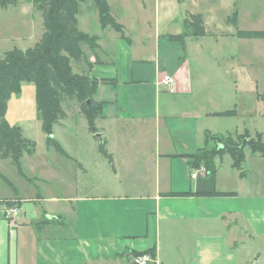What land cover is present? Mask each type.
Wrapping results in <instances>:
<instances>
[{"label":"crops","instance_id":"crops-1","mask_svg":"<svg viewBox=\"0 0 264 264\" xmlns=\"http://www.w3.org/2000/svg\"><path fill=\"white\" fill-rule=\"evenodd\" d=\"M115 20L124 26L125 36L114 29L102 35L106 27L90 33L99 37L96 51L82 45L91 64L88 73L107 80L99 83L94 100L103 105L96 126L112 155L113 169L104 163L101 137L89 131L83 113L66 108V118L57 125L73 114L82 116L98 155L83 160L74 146L64 144L62 154L79 167L63 162L59 184L52 186L50 194L15 186L0 194V199L15 200L22 208L12 219L0 218V264H130L136 253L150 250L156 258L151 264H242L237 242L241 233L248 229L251 238L264 240V195L220 187L219 158L214 180L207 174L191 177L196 169L192 155L202 149L207 131L213 132L198 126L202 115L192 111L198 106H193L197 99L187 55L169 38L177 33L156 26L140 30L148 34L139 36L138 42L129 36L128 25ZM173 47L176 53L170 55ZM164 73L173 76L170 86L158 84ZM162 92L167 97L163 104ZM33 96L25 97L22 88L21 95L13 94L8 104V121L23 133V123L38 119ZM215 113L209 112L208 117L220 116ZM79 172L84 182L71 183L69 175L79 176ZM89 175L94 176L91 182ZM42 186L39 190L44 191ZM186 191L235 194H169Z\"/></svg>","mask_w":264,"mask_h":264},{"label":"rangeland","instance_id":"rangeland-1","mask_svg":"<svg viewBox=\"0 0 264 264\" xmlns=\"http://www.w3.org/2000/svg\"><path fill=\"white\" fill-rule=\"evenodd\" d=\"M109 3L113 17L128 25L130 31L126 32L138 42L139 36L148 34L141 31H148L150 28L155 30L156 26L158 30L166 31L168 34H185L184 18L187 11L203 13L208 36H183L182 40H172L180 46L182 54L185 52L187 55L193 96L197 99L193 106H198L192 111L202 115L198 120V126H208L214 134L225 138L231 136L236 140L242 139L245 132H249L250 136L256 139L262 135L264 142V100L260 96L264 95V38L245 39L236 36L237 29L264 30V0H184L183 3H179L178 0H109ZM234 7L239 10L237 27L226 22ZM159 8H164L162 13ZM78 20L79 26L84 30L87 29L89 35H94L90 33H98L103 28L100 12L93 1L81 3ZM143 25L144 29L133 28ZM112 30L113 28L108 26L105 34L102 35H107ZM43 33L42 13L36 9L32 0H19L17 5L0 6V56L15 47L26 49L34 46L42 38ZM151 41V38H148V42ZM82 45L86 49L89 48L87 43ZM169 52L170 55L175 54V48L173 47ZM153 53L151 49L150 54ZM105 56L111 57L109 53ZM83 66L85 64L80 66L73 63L74 71L78 73L82 72ZM22 88L25 97H30L32 94L33 98L36 97L33 83H24ZM164 92L160 97L162 104L163 100L167 99ZM178 102L181 103L179 97ZM76 103L73 101L65 104V107L79 110ZM230 109L234 110L233 114L208 117L209 112ZM57 124L53 128V138L61 146L70 143L77 152L81 153L83 160L92 161L96 153L98 155L96 146L91 144L92 138H89L91 135L88 134L82 116L73 114L63 125ZM22 127L24 135L36 142V149L34 154H26L20 160V166L10 159L0 160V194L8 193L14 186L22 190L36 188L42 195H47V192L50 194L53 190L52 186L59 184L57 178L61 177L59 174L63 171V162L71 164L76 170L79 165L70 162L64 154L47 146L46 134L39 119L23 123ZM95 137L98 142L99 139ZM217 143V140L205 141L194 159L199 162L198 158L204 151H210ZM80 146L82 149L79 151ZM245 153L248 158L246 160L245 157L240 168L233 166L230 155L216 157L222 160L219 164V176L216 177L217 184L220 187L237 189L245 195H249L248 193L264 195V156L253 153L249 146L246 147ZM102 157L104 163L113 169V160L104 155ZM216 159H214L215 168ZM203 160L205 159L202 158L200 161L202 162L200 168L205 167ZM39 177L47 179L48 183L39 181ZM87 177L90 182L94 180L93 175ZM69 179L71 183L82 180L84 182V175L81 172L79 176L77 173H72ZM40 185H46L42 186L44 191L39 190ZM36 206L39 209L43 208L38 202ZM21 210L20 207L19 211ZM231 238L233 239V236ZM231 242L234 243L232 240ZM237 242L242 264H250L248 260L254 264H264L262 238H251L247 229L243 234L241 233V239ZM257 258L259 261H254Z\"/></svg>","mask_w":264,"mask_h":264},{"label":"trees","instance_id":"trees-1","mask_svg":"<svg viewBox=\"0 0 264 264\" xmlns=\"http://www.w3.org/2000/svg\"><path fill=\"white\" fill-rule=\"evenodd\" d=\"M93 1L100 12L101 26H111L125 36L124 26L117 22L111 13L109 0H32L36 9L42 13L44 33L42 38L32 47L26 49L13 48L0 56V160L10 159L20 166V160L26 155H32L36 149V142L23 133L19 125H12L7 117L8 104L11 96L21 95L24 83H33L36 88L37 117L42 122L46 134V143L63 153L62 146L53 138L54 125L67 116L65 104L76 101L79 111L83 113L89 124V131L97 134L96 119L102 113L103 105L94 100L99 83L106 79L92 77L88 73L87 56L82 49V43H87L94 52L98 48L96 35H89L79 27L78 12L81 3ZM184 0H178L183 3ZM19 0H0V6L17 5ZM227 24L237 27L239 24V10L234 7L232 14L226 19ZM185 34L169 35L172 40H182L183 36H208L205 16L201 12H188L184 18ZM239 38H264V30H239ZM130 40V38H129ZM80 65L85 62L82 72L74 71L73 63ZM264 100V95H260ZM76 105V106H77ZM233 109L215 113V115L233 114ZM97 136V135H96ZM98 137V136H97ZM101 137V136H100ZM247 139V140H244ZM217 140L218 143L203 155L193 159L192 164L199 169L202 158L206 167V174L214 180L217 174L214 159L230 155L233 166L240 168L245 160V149L251 148L253 153L264 156V142L262 135L258 139L245 132L242 139L218 136L209 131L205 141ZM99 150L107 158L112 159L106 149V140L100 138ZM192 155L193 158H196ZM113 160V159H112ZM170 195H215L227 196L235 192L214 191L207 192H170ZM2 203L14 204L15 200L0 199ZM155 253L154 250H150ZM142 254L136 253L135 255Z\"/></svg>","mask_w":264,"mask_h":264},{"label":"built area","instance_id":"built-area-1","mask_svg":"<svg viewBox=\"0 0 264 264\" xmlns=\"http://www.w3.org/2000/svg\"><path fill=\"white\" fill-rule=\"evenodd\" d=\"M172 81H173V76L168 73H164L162 74L160 81H158V84L160 86L167 87L171 85ZM201 174H206L205 167H201L197 170L195 169L194 171H192L191 177L197 178ZM19 208L20 207L16 201H14L13 205H10L9 203H2L0 201V218L12 219L18 216V214L20 213ZM155 259L156 258L151 253L146 252L135 255L131 260L130 264H151L154 262L156 263Z\"/></svg>","mask_w":264,"mask_h":264},{"label":"water","instance_id":"water-1","mask_svg":"<svg viewBox=\"0 0 264 264\" xmlns=\"http://www.w3.org/2000/svg\"><path fill=\"white\" fill-rule=\"evenodd\" d=\"M99 135V137L101 136L100 134H98Z\"/></svg>","mask_w":264,"mask_h":264}]
</instances>
